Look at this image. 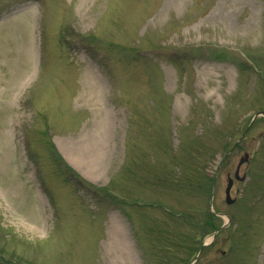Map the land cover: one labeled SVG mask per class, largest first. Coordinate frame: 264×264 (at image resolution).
I'll use <instances>...</instances> for the list:
<instances>
[{"label":"rangeland","instance_id":"rangeland-1","mask_svg":"<svg viewBox=\"0 0 264 264\" xmlns=\"http://www.w3.org/2000/svg\"><path fill=\"white\" fill-rule=\"evenodd\" d=\"M1 16L10 21L0 25L6 264H118L113 225L134 264H189L226 222L208 217L217 168L212 207L231 221L195 264H264V118L240 137L264 110V0H0ZM186 49L205 51L170 60ZM14 60L28 68L9 89ZM86 72L101 87L98 101L84 98ZM99 120L105 156L89 173L66 157ZM54 148L124 203L69 183ZM245 154L246 179L233 182L226 205L227 176ZM182 213L187 223L175 218Z\"/></svg>","mask_w":264,"mask_h":264},{"label":"bare ground","instance_id":"bare-ground-1","mask_svg":"<svg viewBox=\"0 0 264 264\" xmlns=\"http://www.w3.org/2000/svg\"><path fill=\"white\" fill-rule=\"evenodd\" d=\"M12 18L11 20H14ZM2 22V23H1ZM4 22H10L4 17H0V25L4 24ZM14 29H17L15 26ZM30 42V41H29ZM34 50V49H33ZM31 52V46H30ZM15 60L13 62V66L15 69V75L12 82H5L9 89H13L18 86L22 80L26 78L25 74L27 73L26 63L24 64V68L17 67L15 65ZM17 68V69H16ZM21 69V71H18ZM85 82V99L90 100H99V96L101 93V87L99 86L98 82L93 79L92 75L89 72H86L84 77ZM94 127L89 131H84L79 134L75 144L72 143L73 151L70 154L68 161L72 162V164L78 168H85V170L89 173H92L95 169L96 165L99 163L100 159L105 156L104 149H105V129H106V122L99 120L96 121L93 125ZM4 142V141H3ZM82 153V154H81ZM6 161V159L4 160ZM13 189V186H12ZM14 190V189H13ZM16 192V191H15ZM12 197V196H10ZM13 197L12 199H14ZM11 199V198H10ZM13 201L11 200V203ZM13 204V203H12ZM14 205V204H13ZM122 230L119 227H113L110 230V252L109 254L112 255L114 261L118 264H134L131 255L128 252H125L127 249L126 242L123 239ZM120 259V260H119Z\"/></svg>","mask_w":264,"mask_h":264},{"label":"water","instance_id":"water-1","mask_svg":"<svg viewBox=\"0 0 264 264\" xmlns=\"http://www.w3.org/2000/svg\"><path fill=\"white\" fill-rule=\"evenodd\" d=\"M261 115H264V112H262ZM256 116H257V115H256ZM247 158H248V156H247V154H245V155L243 156V158H241V159L239 160L238 165H237V167H236V169H235V173H234V177H235L236 179H242V178H239V177H238V171H239V167H240V165H241L245 160H247ZM231 186H232V180L229 178L228 181H227V186H226V188H225V200H226L227 203H231V202H232V200L230 199V196H229V191H230ZM203 247H204V246H203ZM203 247H201V250L203 249ZM201 250H200V252H201ZM200 252H199V254H200Z\"/></svg>","mask_w":264,"mask_h":264},{"label":"trees","instance_id":"trees-1","mask_svg":"<svg viewBox=\"0 0 264 264\" xmlns=\"http://www.w3.org/2000/svg\"><path fill=\"white\" fill-rule=\"evenodd\" d=\"M68 169V168H67ZM69 170V169H68ZM70 171V170H69Z\"/></svg>","mask_w":264,"mask_h":264}]
</instances>
